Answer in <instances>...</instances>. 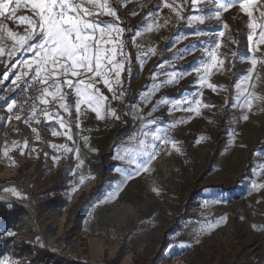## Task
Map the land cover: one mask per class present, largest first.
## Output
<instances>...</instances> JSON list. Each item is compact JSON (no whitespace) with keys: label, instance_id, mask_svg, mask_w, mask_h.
<instances>
[{"label":"rangeland","instance_id":"obj_1","mask_svg":"<svg viewBox=\"0 0 264 264\" xmlns=\"http://www.w3.org/2000/svg\"><path fill=\"white\" fill-rule=\"evenodd\" d=\"M25 3L14 19L0 18L18 36L28 28L20 17L38 19ZM108 3L122 18L100 15L98 22L124 29L117 40L123 53L116 57L124 64L121 83L111 75L116 98L97 77L96 87L107 97L103 119L87 105L77 114V98L65 87L68 112L53 111L56 121L42 117L35 127L27 119L18 127L24 149L14 157L0 156V204L6 211L0 216V260L37 264L59 256L74 264H264V65L258 61L257 71H247V53H238V40L230 37L232 84L241 89H230L221 107L210 103L203 114L188 115L186 107L198 94L184 87L186 76L211 63L208 51L218 42L213 33L223 31L226 20L244 27L249 47L264 49L259 27L264 0L249 9L255 29L248 27L239 0L228 11L218 9L217 0H201L196 8L190 0ZM209 7L212 11H205ZM213 9L222 12L219 20L208 18ZM193 15L205 22L189 23ZM0 37L5 50L0 69H11L12 76L28 71L21 61L32 53L21 50L9 57L14 44L4 43L6 32ZM216 53L223 60L220 48ZM224 65L225 60L219 63ZM4 85L3 102L8 96L14 100L18 86L12 84L8 94L9 84ZM188 92L191 101L184 103ZM249 94L262 98L250 111L244 106ZM153 133L166 134L170 143L147 171L136 173L129 160L143 163L162 142L153 141ZM12 241L26 243L31 252L19 253Z\"/></svg>","mask_w":264,"mask_h":264},{"label":"snow or ice","instance_id":"obj_2","mask_svg":"<svg viewBox=\"0 0 264 264\" xmlns=\"http://www.w3.org/2000/svg\"><path fill=\"white\" fill-rule=\"evenodd\" d=\"M21 2L22 0H0V18L5 20L14 19ZM236 2L237 0H231V2L224 3L217 0V7L222 11H228ZM190 3L193 8H196L201 0H190ZM256 3L257 0H239V8L249 17L248 27L250 29L257 27L255 21L252 20L253 13L249 10ZM13 4H15V7H10ZM25 6H30L34 15L38 18L37 20L29 17L19 18L21 23L26 21L28 24L26 35L18 36L0 23V33L6 32L7 38L14 41L13 47L7 53L9 57L15 56L21 50L32 53L31 59L21 61L23 67L28 71H22L16 75L11 83L17 85L22 77L28 76L31 72V82L25 81V85L29 88L37 84L40 85V95L36 99L39 100L41 105H48L50 103L48 98L50 97L51 102H56L60 109L68 112L69 106L65 102L68 93L63 91V88L67 87L74 92L77 98L74 105L77 114L81 111V105H87L95 112L98 119H103L102 110L105 108L107 97L96 87V78H100L104 86L113 93V99H115L116 94L112 86L111 75H115V83L119 85L124 64L116 60L117 55L123 53V42L120 41L117 44V40L124 29L113 23L101 24L98 22V17L108 15L119 21L116 11L109 6L108 0H26ZM164 7L171 6L165 3ZM173 11L176 10L173 9ZM221 14V11H216L214 17L208 18L219 20ZM176 15L183 19L179 11H176ZM260 16L264 17V11L260 12ZM92 17L97 19H90ZM187 19L189 23L197 21L202 24L205 22L206 17L193 15ZM224 27L227 28L228 26L225 24ZM259 27L264 29V20H261ZM197 35H209V33L198 32ZM216 35L223 37L225 33L219 31ZM248 40L249 42L252 41L251 35L248 36ZM260 40L264 42V32L261 33ZM108 45H112V47L109 48ZM220 46V43L217 42L208 51L211 63L204 65L205 74L210 73L217 63L223 64V60L217 61L216 49ZM4 55V47L0 45V56ZM251 64L254 69L257 64L255 57L251 60ZM168 75L174 78L176 73H169ZM3 78L7 79V74H4ZM250 78L249 75L245 77V80ZM205 81L206 75L201 77V83ZM208 87L215 90V86L212 84H208ZM259 99L262 98L249 94L245 99L244 106L250 111L254 100ZM196 104L197 107H189L186 110L199 112V101ZM14 105L15 101L13 100L7 110L12 112ZM205 106L207 107V105ZM32 111L33 116L29 117L30 120L35 119V105H33ZM40 111L44 113L46 118H51L49 108L45 107ZM111 114L118 118L115 112ZM16 119H20V117L17 115ZM243 119L248 120V116H243ZM36 122L39 123L40 121L37 119ZM57 122L62 128L65 127L66 122L62 117H58ZM33 131L36 130L33 129ZM53 135H57V133L54 132ZM147 135L148 133H145V136ZM85 139L87 140V138ZM152 139L153 141H162L164 145L170 143L166 134L161 136L153 133ZM143 143L141 141L142 145ZM173 147H175L174 143ZM8 151L9 149L6 148L4 151L5 156L8 155ZM157 155V152L151 151L146 153L147 159L143 163H138L134 158L130 159L129 162L136 164V173H139L147 171ZM132 175V173H129L127 178H132ZM12 191L15 192V190ZM8 235H13V233L9 232ZM0 264H15V261L5 257L0 260Z\"/></svg>","mask_w":264,"mask_h":264},{"label":"crops","instance_id":"obj_3","mask_svg":"<svg viewBox=\"0 0 264 264\" xmlns=\"http://www.w3.org/2000/svg\"><path fill=\"white\" fill-rule=\"evenodd\" d=\"M205 11L211 12L212 9H211V7H209ZM214 11L215 10L213 9V14L215 13ZM232 22H234L233 19H230L228 21L226 20V25L228 27L225 28L223 26L224 27L223 32L225 33V35H224L225 38L222 39V37L217 36L215 32L213 33V38H216L217 41L221 45L219 54L222 55L223 60H225L224 67L219 66V63H217V65L213 68V71H211L210 73L205 74L204 71H192L189 76L185 77L184 87L186 88V92L194 90V91H191V93H193V94L197 93L198 95L196 96L195 99H193V101H191V99H190L191 93L188 92L186 94L183 102L186 103L188 101H191L189 106L186 107V109H188L189 107H192V108L197 107L196 102L199 101V112H196V114H199V115L203 114L204 112H202V110L204 111L205 108L209 107L208 105H210V103L211 104L214 103L216 105V107L223 106L224 105L223 99L224 100L227 99V98H225V96H226V93L230 91V89H233V88L241 89V86L235 87L236 85L232 84L233 77H234V69H233L234 52H233V45L230 41V37H231L230 31H231V23ZM6 24L10 25V22H8ZM216 27L217 26L213 24V30H215ZM4 43L9 44L10 47L14 44V42L11 39H7V41ZM248 50H249L248 51L249 53L243 55L244 58H248V62L245 64L247 66V71H257V69H255V68L253 69L252 64H251V60L253 59V57H255L257 59V62L258 61H264V55L263 56L261 55V54H263L264 49L263 48L258 49L257 47H253L251 45L249 47V45H248ZM218 57L219 56L217 55V61H218ZM263 65H264V63H263ZM9 72H10V74H9ZM4 74H7V79L3 78ZM18 74H19V72H18ZM205 75H206V81L204 83H201V77L205 76ZM15 76H16V74H14L12 76L11 69H5L4 71L0 69V117H2V115H3L4 116L3 119L5 121L4 124L0 123V156H2V157L5 156L4 151L6 148L9 149L7 156H9V157L13 156L14 157L16 155H20L21 151L24 149L25 144L22 143L20 140V139H22V137L20 138V134L18 133V131H19L18 127L22 124H23V126H25L26 121H28L27 119H29V117L33 116V114H28V115L19 114L15 109V105L13 107V111L9 112L7 110L8 106L13 101V100H10V96H8L6 98L7 102L6 101L3 102V97L1 95L2 87L5 86L4 84L8 83L9 85H7V86H9V89L7 90V93L9 94L12 90L11 89L12 87H10V86H12L11 81L13 79H15ZM30 76H31V72H29L28 76L22 77V79L23 78H29ZM191 81H193V82H191ZM208 84L214 85L215 90H213V88H209ZM205 105H207V107ZM211 107H212V105H211ZM59 112H61V109L54 111V113H59ZM50 113L52 114V112H50ZM185 113L188 115H191L194 113V111H187L186 110ZM53 114L51 115V118H46L43 112L42 113L39 112V113H35V119H31V120L29 119V120L36 127L39 125V123L36 122L37 119L39 121H42L43 118L44 119L46 118L47 122L56 121L57 118L55 116H53ZM17 115L20 117V119H16ZM182 242L188 243V241L187 240L185 241V239L182 240Z\"/></svg>","mask_w":264,"mask_h":264},{"label":"built area","instance_id":"obj_4","mask_svg":"<svg viewBox=\"0 0 264 264\" xmlns=\"http://www.w3.org/2000/svg\"><path fill=\"white\" fill-rule=\"evenodd\" d=\"M230 34L231 37H233V39L238 40L237 52L243 54L248 53V41L244 27L241 24H235L234 22H232ZM29 82H31V80ZM39 89H40V85L37 84L34 87L29 88L25 85V82L21 83L17 87L14 101H15V109L19 114L21 115L32 114L33 105L36 106L35 113L42 112L40 111V109H43L45 107L49 108L50 112L59 110V107L57 106L56 102H51V99H49L50 103L48 105H41L39 103V100L36 99L40 95ZM165 148L166 145H164L163 142L157 145L155 149V152L158 153L157 157L164 152ZM156 159H154L153 161H155Z\"/></svg>","mask_w":264,"mask_h":264},{"label":"trees","instance_id":"obj_5","mask_svg":"<svg viewBox=\"0 0 264 264\" xmlns=\"http://www.w3.org/2000/svg\"><path fill=\"white\" fill-rule=\"evenodd\" d=\"M118 16L120 18H122L121 14L119 12H117ZM129 32L126 31L125 33V44L128 42V35ZM57 197L55 196L52 200H54L53 202H55V199ZM6 215V211L4 210V207L0 204V216L1 217H4ZM12 243L15 245V249L17 251H19V253H24V254H27V253H30V247L29 245H27L26 243H17V242H14L12 241ZM37 264H74L73 262H71L70 260H68L67 258L65 257H59V256H53L52 258H50L49 260H45L43 262H37Z\"/></svg>","mask_w":264,"mask_h":264}]
</instances>
